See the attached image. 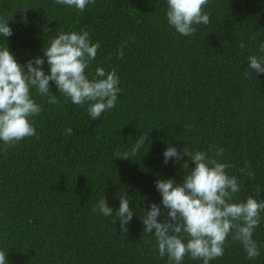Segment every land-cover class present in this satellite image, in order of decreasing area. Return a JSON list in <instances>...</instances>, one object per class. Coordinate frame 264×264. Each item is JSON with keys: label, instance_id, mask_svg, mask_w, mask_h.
<instances>
[{"label": "trees", "instance_id": "trees-1", "mask_svg": "<svg viewBox=\"0 0 264 264\" xmlns=\"http://www.w3.org/2000/svg\"><path fill=\"white\" fill-rule=\"evenodd\" d=\"M166 10L167 0H95L82 12L55 0H0V19L9 18L13 30L0 37V47L7 43L18 63L41 56L61 31L83 29L100 43L89 78L100 67L114 68L120 80L115 107L95 121L88 104L66 100L54 83L56 104L31 89L43 109L32 118L38 136L7 148L0 141V250L7 264H168L140 221L148 201L160 204L154 181L180 182L188 171L181 167L188 157L163 163L168 143L178 150L224 149L218 160L231 165L227 172L241 189L233 201L257 190L255 198L264 200V74L245 70L247 56H264V0H209L202 11L210 23L195 25L187 37L168 25ZM43 68L47 73L46 62ZM140 135L146 139L136 155L114 157L130 152ZM124 193L135 214L127 233L114 217L93 211L104 195L115 213ZM260 215L253 235L258 257L247 259L230 234L224 255L210 264H264ZM183 264L203 262L185 256Z\"/></svg>", "mask_w": 264, "mask_h": 264}, {"label": "clouds", "instance_id": "clouds-1", "mask_svg": "<svg viewBox=\"0 0 264 264\" xmlns=\"http://www.w3.org/2000/svg\"><path fill=\"white\" fill-rule=\"evenodd\" d=\"M55 2L82 12L95 0ZM208 3L209 0H167L165 15L168 25L182 36L194 35L197 31L195 25L210 23V14L202 11ZM8 20L0 19L2 38L13 34ZM24 21L27 22L26 17ZM43 31L47 32L48 28L45 26ZM47 45L41 56L29 59L23 65L17 62L7 43L0 47V141L6 148L24 138L38 136L32 118L39 116L43 109L32 98V88L41 97H47L49 104H56V94L50 91V82L54 83L57 92L62 93L66 100L75 105L88 104V114L93 121L116 105L120 92L116 70L113 68L106 72L97 67L91 79L86 73L100 48L99 42L90 41L87 31H61L47 41ZM124 46L126 42H122L118 50L120 58L123 57ZM239 47L243 50L246 45L241 41ZM259 52L264 53V43L260 44ZM246 60L248 68L245 70L249 75L252 71L257 75L264 74V56L249 55ZM45 62L47 73L43 68ZM65 133L72 135L73 129L67 128ZM145 139L144 135H140L130 152L117 151L114 157L129 159L136 155ZM162 155L165 165L169 160L180 162L184 157L189 159L181 164L182 169L188 171L184 172L180 182L172 178H157L154 181L161 197L160 204L148 201V210L140 219L143 232L155 237L159 256H167L168 264H183L185 256L210 264V261L224 255L226 241L231 234L232 240L243 246L247 259L258 257L261 249L253 235L262 219L260 213L264 211V200L255 198L260 194L257 190L255 196L249 195L245 201H233L241 189L237 177L227 172L231 165L218 160L223 157L224 149L216 148L213 152L210 145L207 152L186 148L178 150L168 143ZM240 171L243 173L244 169ZM247 175L252 177L253 173L249 171ZM132 209L130 199L124 193L119 198L115 213L104 195L93 211L105 217H114V223L119 221L120 231L127 233V225L135 215ZM162 209L167 210L166 214ZM160 217H165L163 222L158 219ZM6 255L7 252L0 250V264H7Z\"/></svg>", "mask_w": 264, "mask_h": 264}]
</instances>
